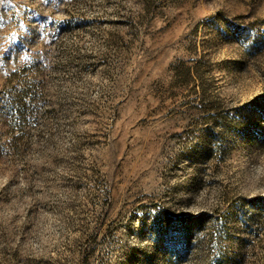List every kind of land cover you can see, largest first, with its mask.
Masks as SVG:
<instances>
[{
    "label": "rangeland",
    "instance_id": "rangeland-1",
    "mask_svg": "<svg viewBox=\"0 0 264 264\" xmlns=\"http://www.w3.org/2000/svg\"><path fill=\"white\" fill-rule=\"evenodd\" d=\"M0 264H264V0H0Z\"/></svg>",
    "mask_w": 264,
    "mask_h": 264
}]
</instances>
